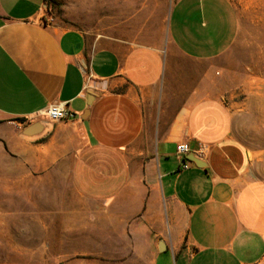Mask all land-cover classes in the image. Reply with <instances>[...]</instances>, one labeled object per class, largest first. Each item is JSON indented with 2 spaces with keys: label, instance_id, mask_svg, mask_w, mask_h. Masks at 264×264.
Instances as JSON below:
<instances>
[{
  "label": "crops",
  "instance_id": "obj_1",
  "mask_svg": "<svg viewBox=\"0 0 264 264\" xmlns=\"http://www.w3.org/2000/svg\"><path fill=\"white\" fill-rule=\"evenodd\" d=\"M238 30L229 0H0V196L24 193L26 238L56 264H264Z\"/></svg>",
  "mask_w": 264,
  "mask_h": 264
},
{
  "label": "rangeland",
  "instance_id": "obj_2",
  "mask_svg": "<svg viewBox=\"0 0 264 264\" xmlns=\"http://www.w3.org/2000/svg\"><path fill=\"white\" fill-rule=\"evenodd\" d=\"M229 1L237 14L239 30L221 65L233 100L244 110L238 123L239 135L255 153L256 169L264 177V0ZM50 14L47 20L52 24L55 13ZM21 194L1 192L0 264H56L57 257L49 254L40 232H31L26 238L27 208Z\"/></svg>",
  "mask_w": 264,
  "mask_h": 264
},
{
  "label": "built area",
  "instance_id": "obj_3",
  "mask_svg": "<svg viewBox=\"0 0 264 264\" xmlns=\"http://www.w3.org/2000/svg\"><path fill=\"white\" fill-rule=\"evenodd\" d=\"M45 117L50 122H58L60 120L72 119L73 114L67 112L62 104L50 105L46 112ZM176 152L178 155L182 156L188 152V147L186 144H180L176 147ZM186 168V167H185Z\"/></svg>",
  "mask_w": 264,
  "mask_h": 264
},
{
  "label": "water",
  "instance_id": "obj_4",
  "mask_svg": "<svg viewBox=\"0 0 264 264\" xmlns=\"http://www.w3.org/2000/svg\"><path fill=\"white\" fill-rule=\"evenodd\" d=\"M38 124H32L30 125L29 127L25 128L22 135L25 137V136H28L30 134V132L35 128L37 127ZM46 131H48L50 129V125L46 126ZM40 135H43V133H41Z\"/></svg>",
  "mask_w": 264,
  "mask_h": 264
},
{
  "label": "trees",
  "instance_id": "obj_5",
  "mask_svg": "<svg viewBox=\"0 0 264 264\" xmlns=\"http://www.w3.org/2000/svg\"><path fill=\"white\" fill-rule=\"evenodd\" d=\"M47 7H48V2H47Z\"/></svg>",
  "mask_w": 264,
  "mask_h": 264
}]
</instances>
